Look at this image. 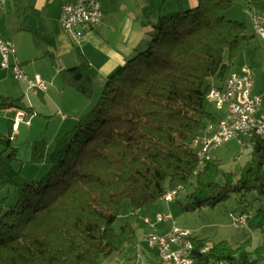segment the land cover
Masks as SVG:
<instances>
[{
  "label": "trees",
  "instance_id": "obj_1",
  "mask_svg": "<svg viewBox=\"0 0 264 264\" xmlns=\"http://www.w3.org/2000/svg\"><path fill=\"white\" fill-rule=\"evenodd\" d=\"M237 0H198L194 8L160 15L142 46L105 81L99 101L53 150L34 142L30 162L48 164L40 180L21 177L10 135H0V264H101L119 252L113 225L122 205L132 211L191 191L183 212L214 208L245 196L264 198V145L250 139L249 159L238 178L217 160L199 161L194 149L209 123L207 95L225 83L249 40L248 24L223 13ZM65 86L91 98L93 75L85 57L61 72ZM30 111L20 98L0 96V110ZM221 181V184L219 181ZM241 210V209H239ZM233 213V212H232ZM247 216L246 227L262 235L251 251L222 241L192 238L200 264H264V206ZM122 232L131 237L125 224ZM206 249L205 252H201Z\"/></svg>",
  "mask_w": 264,
  "mask_h": 264
},
{
  "label": "crops",
  "instance_id": "obj_2",
  "mask_svg": "<svg viewBox=\"0 0 264 264\" xmlns=\"http://www.w3.org/2000/svg\"><path fill=\"white\" fill-rule=\"evenodd\" d=\"M75 1L4 0L0 6V38L13 45L15 54L12 60L22 65L27 77L26 81H16L9 70L0 68V96L20 98L30 109L0 110V135H10L17 157L14 166L19 172L30 164L32 144L40 141L41 132L44 135V131L49 129L52 120L47 118L61 117L54 130L55 137L69 129L94 107L95 96L102 91L107 78L142 46L149 25L160 15L194 8L198 0H98L102 11L101 22L79 41H74L62 31L57 18L62 5ZM246 1L250 38L238 55L232 72L241 74L247 69L252 71V93L260 98L258 113L264 114V42L254 34L251 26L252 15L264 12V0ZM81 56L88 61L93 75V92L89 99L65 86L61 78V72L75 67ZM34 75H39L46 83L45 92L34 93L29 90L27 81H31ZM223 86L224 83H215V87ZM209 105L214 109L209 111L216 120L226 115L227 105L219 111L212 104ZM19 112L30 124L21 123L17 131L12 132L10 125ZM232 140L251 149L247 136L240 135ZM49 148L48 145L47 150ZM4 195H0V198ZM166 213L171 215L157 203L137 210L134 213L137 216L135 220L126 222L132 229L131 237L123 233V246L118 247L120 251L101 264H159L156 248L148 247L143 239L150 234L165 235L172 225H176L173 219L155 223L158 215ZM145 219L149 223H145ZM127 245L131 247V252H126Z\"/></svg>",
  "mask_w": 264,
  "mask_h": 264
},
{
  "label": "built area",
  "instance_id": "obj_3",
  "mask_svg": "<svg viewBox=\"0 0 264 264\" xmlns=\"http://www.w3.org/2000/svg\"><path fill=\"white\" fill-rule=\"evenodd\" d=\"M4 0H0V6ZM98 0H76L74 3L62 5L58 22L65 33L74 41H79L85 33L97 27L102 19V11ZM251 26L254 34L264 42V12L252 15ZM15 51L10 42L0 38V68L9 70L16 81H26L27 77L22 65L17 60H12ZM28 88L34 93H42L47 90L46 83L39 75H34L31 81H27ZM253 73L244 70L241 74L231 72L222 89L212 88L207 95V101L216 110H222L227 105L226 115L216 122L209 123L202 136L196 141L198 145L197 157L199 161L209 160L212 149L219 148L238 136H247L250 139L257 136L264 145V114L258 113L260 98L253 95ZM30 124L24 120L23 113L15 116L11 126L12 132L17 131L19 124ZM174 193H167L163 199L171 203ZM232 225L237 228L246 227L247 216L245 214H228ZM172 221L170 214L158 215L155 223ZM145 223H149L147 219ZM148 247H155L158 253L159 264H193L192 235L187 230L176 226L165 235L150 234L143 239ZM203 249L201 252H205ZM136 264H143L137 262ZM217 264H224L222 262Z\"/></svg>",
  "mask_w": 264,
  "mask_h": 264
},
{
  "label": "rangeland",
  "instance_id": "obj_4",
  "mask_svg": "<svg viewBox=\"0 0 264 264\" xmlns=\"http://www.w3.org/2000/svg\"><path fill=\"white\" fill-rule=\"evenodd\" d=\"M246 3V0H237L236 6L224 12L223 16L227 20H240L248 24V16L245 13V7L247 6ZM101 92L102 91L99 92L98 96H95V104L99 101V95H101ZM207 105L209 110H214L211 105ZM60 118L61 117L57 118L55 116L47 118L48 120H52L51 125L48 130L44 131V135H42V132L40 134V141L43 140L42 138H45V140L47 141L46 142L44 140L46 142V145L48 144L50 147L47 151L53 150L54 145L59 137L72 130L77 123L75 122L69 129L63 131L62 133H60V135L55 137L54 130L56 129L58 122L61 121ZM198 148V145L195 144L194 149L197 151ZM1 149L2 148L0 147V151ZM249 152L250 149L248 147L240 146L235 140H231L230 142L225 143L219 148L212 149L209 153L208 158H210L211 160L219 161L225 171H229L233 174L235 181L238 178V172L240 168L243 167L249 159ZM41 165L42 164H33L31 162L30 164L28 163L24 169L20 170L21 177L27 180H40L41 177L45 176V174L49 170L48 164H43L42 166ZM40 171L42 172L40 173ZM218 181L221 184V181ZM190 191L191 188H189L187 191L176 193V195L173 196V200L171 201V203L166 202L164 199H158L151 205L157 203L160 206H163L165 212L171 213L172 219L176 224L175 226L180 227V229L182 228V230H188L191 233L192 238H197L200 240L204 239L209 241L211 244L225 241L232 247H236L246 242L251 251L263 244L262 235L259 232L251 231L247 227H235L234 225H232L228 214L230 212L239 214L241 210L253 213L256 208L264 206V198L255 200L256 195L253 193H248V195L246 194L245 196L248 205L245 207V203L239 205L238 201L234 197L224 204H219L214 208L205 207L193 212H183L180 203L184 202L185 199L183 198H185V194L189 193ZM7 194L8 197H10V201L13 203L17 198L15 190L13 188H5L0 192V195H4V197L7 196ZM136 217L137 216L132 211L129 201H125L122 205L120 215L113 225V228L119 237L117 240L119 248H122L124 239L121 227H123L126 222H133ZM130 248L131 247L127 245L126 252H129L131 250ZM193 264L200 263L197 260H194Z\"/></svg>",
  "mask_w": 264,
  "mask_h": 264
}]
</instances>
